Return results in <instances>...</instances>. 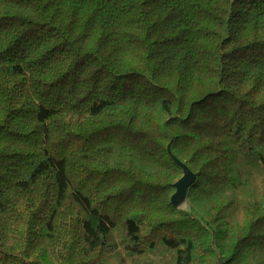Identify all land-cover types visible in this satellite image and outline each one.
<instances>
[{
    "label": "trees",
    "instance_id": "16d2710c",
    "mask_svg": "<svg viewBox=\"0 0 264 264\" xmlns=\"http://www.w3.org/2000/svg\"><path fill=\"white\" fill-rule=\"evenodd\" d=\"M0 264H264V0H0Z\"/></svg>",
    "mask_w": 264,
    "mask_h": 264
},
{
    "label": "water",
    "instance_id": "95a60500",
    "mask_svg": "<svg viewBox=\"0 0 264 264\" xmlns=\"http://www.w3.org/2000/svg\"><path fill=\"white\" fill-rule=\"evenodd\" d=\"M168 152L173 160L183 169V176L174 184L176 189L175 193L171 196V203L174 207L182 208L187 202V192L190 186L196 181V175L191 171V169L183 162H181L177 157H175L168 147Z\"/></svg>",
    "mask_w": 264,
    "mask_h": 264
},
{
    "label": "rangeland",
    "instance_id": "374dc122",
    "mask_svg": "<svg viewBox=\"0 0 264 264\" xmlns=\"http://www.w3.org/2000/svg\"><path fill=\"white\" fill-rule=\"evenodd\" d=\"M188 207H189V205H188V203H187V202H186V204H185V205H183V206H182V208H183V209H185V210H187V209H188Z\"/></svg>",
    "mask_w": 264,
    "mask_h": 264
}]
</instances>
